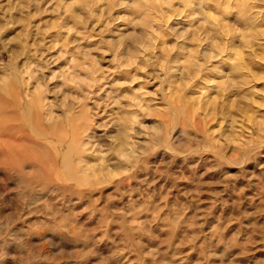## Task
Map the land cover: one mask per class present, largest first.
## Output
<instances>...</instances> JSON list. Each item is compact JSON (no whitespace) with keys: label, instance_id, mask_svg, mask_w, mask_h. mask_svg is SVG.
<instances>
[{"label":"rangeland","instance_id":"obj_1","mask_svg":"<svg viewBox=\"0 0 264 264\" xmlns=\"http://www.w3.org/2000/svg\"><path fill=\"white\" fill-rule=\"evenodd\" d=\"M0 264H264V0H0Z\"/></svg>","mask_w":264,"mask_h":264},{"label":"bare ground","instance_id":"obj_2","mask_svg":"<svg viewBox=\"0 0 264 264\" xmlns=\"http://www.w3.org/2000/svg\"><path fill=\"white\" fill-rule=\"evenodd\" d=\"M8 105L9 104L0 97V137L4 138V142H2L4 156L7 158H16L17 151L25 147L26 143L24 138L23 140H16L14 129L6 127L9 122L13 121L12 119L9 120L10 117H7V113L5 112V108Z\"/></svg>","mask_w":264,"mask_h":264}]
</instances>
